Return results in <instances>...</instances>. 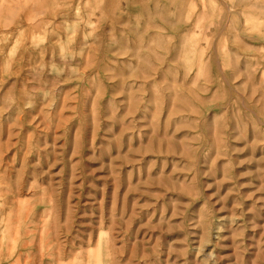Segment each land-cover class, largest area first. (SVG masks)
<instances>
[{
	"label": "rangeland",
	"instance_id": "obj_1",
	"mask_svg": "<svg viewBox=\"0 0 264 264\" xmlns=\"http://www.w3.org/2000/svg\"><path fill=\"white\" fill-rule=\"evenodd\" d=\"M17 1L0 264H264V0Z\"/></svg>",
	"mask_w": 264,
	"mask_h": 264
},
{
	"label": "bare ground",
	"instance_id": "obj_2",
	"mask_svg": "<svg viewBox=\"0 0 264 264\" xmlns=\"http://www.w3.org/2000/svg\"><path fill=\"white\" fill-rule=\"evenodd\" d=\"M13 1V0H12ZM20 2V0H18ZM17 1V2H18ZM1 2H4V0H2ZM0 2V3H1ZM6 2V1H5ZM8 2V1H7ZM23 5L20 7L24 12V16H22L23 21H28V23L30 25H33L34 22L32 21V17L34 18L36 13L39 11H44L51 9L54 6V0H23ZM2 4V3H1ZM0 4V5H1ZM7 4V3H6ZM9 4V3H8ZM18 4V3H16ZM15 5V4H14ZM21 5V4H20ZM19 6V5H18ZM5 7V6H3ZM10 11V10H9ZM41 13V12H40ZM53 13V12H52ZM172 13V12H171ZM175 13V12H174ZM173 14V13H172ZM39 15V14H38ZM45 15V14H44ZM56 16V15H55ZM170 16V14H169ZM173 16V15H172ZM32 27V31H35V29L38 27L37 25H33ZM14 30V29H12ZM13 32V31H12ZM19 32V31H18ZM23 34V33H22ZM12 35V34H11ZM17 40V39H16ZM15 40V41H16ZM15 45L17 44V42L14 43ZM14 45V46H15ZM13 46V47H14ZM9 54V53H8ZM13 254V253H12ZM11 254V255H12Z\"/></svg>",
	"mask_w": 264,
	"mask_h": 264
}]
</instances>
